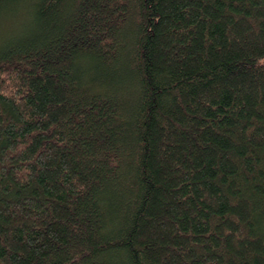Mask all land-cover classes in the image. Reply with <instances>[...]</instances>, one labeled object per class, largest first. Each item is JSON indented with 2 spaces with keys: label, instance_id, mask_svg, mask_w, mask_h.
I'll use <instances>...</instances> for the list:
<instances>
[{
  "label": "trees",
  "instance_id": "16d2710c",
  "mask_svg": "<svg viewBox=\"0 0 264 264\" xmlns=\"http://www.w3.org/2000/svg\"><path fill=\"white\" fill-rule=\"evenodd\" d=\"M0 264H264V0H0Z\"/></svg>",
  "mask_w": 264,
  "mask_h": 264
},
{
  "label": "rangeland",
  "instance_id": "374dc122",
  "mask_svg": "<svg viewBox=\"0 0 264 264\" xmlns=\"http://www.w3.org/2000/svg\"><path fill=\"white\" fill-rule=\"evenodd\" d=\"M4 26L0 28V30H3Z\"/></svg>",
  "mask_w": 264,
  "mask_h": 264
}]
</instances>
